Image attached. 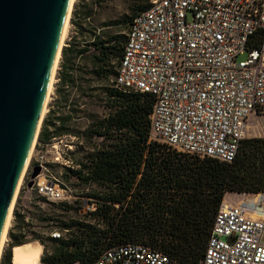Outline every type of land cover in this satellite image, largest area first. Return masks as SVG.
Masks as SVG:
<instances>
[{"label":"trees","instance_id":"trees-1","mask_svg":"<svg viewBox=\"0 0 264 264\" xmlns=\"http://www.w3.org/2000/svg\"><path fill=\"white\" fill-rule=\"evenodd\" d=\"M114 1L129 3L131 15L93 29L94 9ZM148 7L143 0H76L71 25L77 33L63 48L56 98L37 144L39 149L65 138L75 146L64 151V162L57 165L62 171L56 175L62 188L74 191L73 203L47 202L52 208L36 217L64 237L53 239L51 231L39 237L33 225L17 223L8 232L0 264H12L13 249L31 241L51 249L42 257L43 264H94L103 251L127 243L197 264L204 258L225 195L264 194V138L243 140L232 163L178 153L150 140L154 97L110 84L127 30ZM91 51L90 69L81 67ZM87 75L100 85H91ZM97 104L100 113L84 109ZM71 138L77 142L71 143ZM18 203L13 223L18 220ZM86 205L95 209L85 210Z\"/></svg>","mask_w":264,"mask_h":264},{"label":"built area","instance_id":"built-area-1","mask_svg":"<svg viewBox=\"0 0 264 264\" xmlns=\"http://www.w3.org/2000/svg\"><path fill=\"white\" fill-rule=\"evenodd\" d=\"M126 35L114 86L154 97L150 140L232 163L250 116L264 111V0H150ZM37 144L41 172L30 190L48 203H70ZM46 147L59 161L75 146L64 138ZM50 237L64 233L54 229ZM94 264L190 263L127 243L103 251ZM197 264H264V204L223 200Z\"/></svg>","mask_w":264,"mask_h":264},{"label":"water","instance_id":"water-1","mask_svg":"<svg viewBox=\"0 0 264 264\" xmlns=\"http://www.w3.org/2000/svg\"><path fill=\"white\" fill-rule=\"evenodd\" d=\"M70 4L71 0H0V243L44 120L41 116ZM40 172V166L32 169L27 188H32Z\"/></svg>","mask_w":264,"mask_h":264},{"label":"rangeland","instance_id":"rangeland-1","mask_svg":"<svg viewBox=\"0 0 264 264\" xmlns=\"http://www.w3.org/2000/svg\"><path fill=\"white\" fill-rule=\"evenodd\" d=\"M76 2V0H75ZM74 2V3H75ZM150 0H143V3H149ZM131 5L127 2L124 1H114V2H106L102 5V8H95L93 11V18H92V24H93V29L94 28H100L103 24L105 23H109L111 21H115L119 18H121L122 16H126V15H131L132 11H131ZM105 32H108L110 30H104ZM76 30L72 27L71 25V21L69 22V27H68V32H67V36L66 39L64 41L63 47L64 45H66V43L71 39L72 36H76ZM126 33V31L124 32ZM84 39L79 38L78 41L80 43H83L84 41H82ZM92 54V51L89 52L86 56V58H83L79 65L83 68L86 69H90L91 67V63H90V55ZM60 63V62H59ZM59 66V65H58ZM58 70V69H57ZM57 74V73H56ZM57 76V75H56ZM85 78L87 79V81H89V83L95 87H97L98 85H100V83H98L93 76L87 75L85 76ZM114 81V77L111 78V82L110 84H113ZM57 83V78L56 81L54 83V87H53V92L50 95L49 101L46 105V111L44 113V116H46V114L48 113L49 109H50V105H52L53 101L56 98V93H55V84ZM97 97H101V93L99 92H95L94 93ZM99 104V102H98ZM97 104V107H92V106H87L84 109H88L89 112H93V113H100L102 111V108H100ZM83 109V107H82ZM81 123V122H79ZM253 138H264V111H262V113H260L259 115H251L248 121V129L246 131V137L245 139H253ZM71 141V139H70ZM38 142V139H36L34 147H33V152L32 155L28 161V166L26 168V171L24 173V176L22 177V181L20 183V187L18 189V194L16 197V202L19 198L20 195H25L28 191H27V180L30 178V175L32 174V169L36 166V162H35V157L37 155V151L34 152V148L36 147V143ZM77 139L74 140L73 143H76ZM62 148V147H60ZM75 149V147L73 148ZM40 155L43 156V160L48 164L54 166L50 170V173L54 176L56 175H60L62 169L57 166L58 164H62V162H64V156L61 154L62 158L59 161H56L54 159V157L56 156V154L54 153V150H51L48 147H42L41 149V153ZM72 195V200H71V204L74 201V191L70 188L68 189ZM29 195L31 198H33V200H35L36 202H39V205L37 207V215L45 212V211H49V209L52 208V206H50L49 204H47V202H44L41 198H39L36 193L34 191H30ZM226 202H234V203H240V202H248L250 204H259L262 205L264 204V194L261 195H252V194H229L226 196L225 199ZM16 206V205H15ZM91 207V206H90ZM87 208H85L86 210ZM85 212V211H83ZM13 214H12V220H11V224L10 227L8 229V232L10 230V228H13ZM45 224L41 223L40 221H38L35 225V230L36 233L39 235V237H46L47 234L50 231H53L54 229L52 228H45L44 227ZM8 232H7V237L5 240L4 245L2 246L1 249V256H0V261L3 255V251L4 248L6 247L7 243L9 242V238H8ZM29 241H31L32 239V235L28 236ZM28 244H33L36 246H40L41 248V257H40V262L39 264H43L41 259L42 257H44L45 255H47L48 253H50L51 249L45 248L44 245L40 242V241H31Z\"/></svg>","mask_w":264,"mask_h":264},{"label":"bare ground","instance_id":"bare-ground-1","mask_svg":"<svg viewBox=\"0 0 264 264\" xmlns=\"http://www.w3.org/2000/svg\"><path fill=\"white\" fill-rule=\"evenodd\" d=\"M74 2H75V0H71V4H70V7H69V12H68V15H67V19H66L65 24H64V28H63V32H62L61 40H60V45H59V50H58V53H57L55 64L53 66L52 75H51V79H50V83H49V89H48V93H47V96H46V100H45V104H44V108H43V112H42V116H41V121H42V117L44 116V113L46 111V105H47V103L49 101L50 95L53 92L54 83L56 81V73H57V69H58V65H59L60 57H61V50L63 48V44H64V41H65L66 36H67L69 22H70V17H71V12H72V8H73ZM39 128H40V124H39ZM37 135H38V131H37V134H36L35 139L33 141V144H32V147H31V150H30V153H29L28 160L26 162L24 171H23L22 176L20 178V181H19L16 193H15V196H14V199H13V203H12V205L10 207V210H9L6 222H5V227H4V231H3V235H2L1 243H0V256H1L2 246L5 243V240H6V237H7V232H8V229L10 227V224H11L12 214H13V211H14V208H15V205H16V197H17V194H18V189L20 187V183L22 181V177L24 176V173H25L26 168L28 166V161H29V159H30V157L32 155L33 147H34L35 141L37 139ZM41 248L42 247L36 246V245H33V244H26V245H23V246H20V247H15L13 249V251H12V254H13L12 264H39L40 257H41Z\"/></svg>","mask_w":264,"mask_h":264},{"label":"crops","instance_id":"crops-1","mask_svg":"<svg viewBox=\"0 0 264 264\" xmlns=\"http://www.w3.org/2000/svg\"><path fill=\"white\" fill-rule=\"evenodd\" d=\"M27 193L24 195H20L18 200V220L16 223H13L14 225L17 223H21L22 221H25L26 223H29L33 225V229L35 228L36 223L38 222L36 217H37V207L40 206L39 202H36L33 200V198L30 197L29 192L32 191L27 188ZM229 194L225 195L224 200L226 199V196ZM231 195V194H230ZM14 220V218H13ZM13 225V226H14ZM35 230V229H34Z\"/></svg>","mask_w":264,"mask_h":264}]
</instances>
